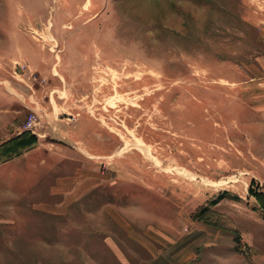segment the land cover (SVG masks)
Instances as JSON below:
<instances>
[{
  "label": "rangeland",
  "instance_id": "1",
  "mask_svg": "<svg viewBox=\"0 0 264 264\" xmlns=\"http://www.w3.org/2000/svg\"><path fill=\"white\" fill-rule=\"evenodd\" d=\"M86 176L52 216L57 181ZM111 207L164 230L183 212L245 264L241 229L264 227V0H0V264L110 258Z\"/></svg>",
  "mask_w": 264,
  "mask_h": 264
},
{
  "label": "crops",
  "instance_id": "2",
  "mask_svg": "<svg viewBox=\"0 0 264 264\" xmlns=\"http://www.w3.org/2000/svg\"><path fill=\"white\" fill-rule=\"evenodd\" d=\"M91 179L92 177L86 176L58 180L51 190V195L64 197L63 203L59 207L52 205L49 213L52 216L69 215L70 201L77 194L83 193L79 187L81 188L83 184V187L91 185ZM75 184L79 187L75 188ZM143 209L142 207L127 208L124 211L115 207L108 209L107 214L111 222L116 225L118 234L121 233L125 237L126 253L120 249L124 242L118 238V234H106L104 241L111 251L110 258L102 254L98 255L95 257V264L109 261L111 264H209L214 260L225 264L231 261L230 256L225 259L216 255L215 252L221 249L230 252V233L184 215L183 212H180L179 217L172 222L176 228L173 226L170 230H164L160 228V220ZM33 210L36 209L33 208ZM21 211L17 208L15 215ZM101 219L100 224H102ZM98 227L102 234V225ZM250 227L249 231L248 229L240 231L243 243L248 247L241 253L242 259L245 264H264V227L262 228L257 222L252 223ZM136 245L145 253V258H134L132 247Z\"/></svg>",
  "mask_w": 264,
  "mask_h": 264
},
{
  "label": "trees",
  "instance_id": "3",
  "mask_svg": "<svg viewBox=\"0 0 264 264\" xmlns=\"http://www.w3.org/2000/svg\"><path fill=\"white\" fill-rule=\"evenodd\" d=\"M260 196H258V199H259Z\"/></svg>",
  "mask_w": 264,
  "mask_h": 264
}]
</instances>
